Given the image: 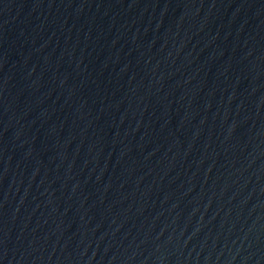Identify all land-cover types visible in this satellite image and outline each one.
Segmentation results:
<instances>
[{"label": "water", "instance_id": "95a60500", "mask_svg": "<svg viewBox=\"0 0 264 264\" xmlns=\"http://www.w3.org/2000/svg\"><path fill=\"white\" fill-rule=\"evenodd\" d=\"M0 264H264V0H0Z\"/></svg>", "mask_w": 264, "mask_h": 264}]
</instances>
